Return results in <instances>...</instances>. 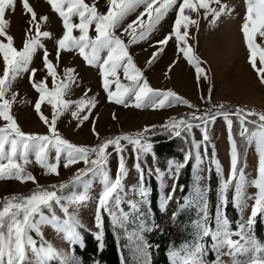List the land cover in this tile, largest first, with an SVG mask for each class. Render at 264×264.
Returning a JSON list of instances; mask_svg holds the SVG:
<instances>
[{
	"label": "snow or ice",
	"instance_id": "6c2138e0",
	"mask_svg": "<svg viewBox=\"0 0 264 264\" xmlns=\"http://www.w3.org/2000/svg\"><path fill=\"white\" fill-rule=\"evenodd\" d=\"M106 11H98V0L86 3L85 0H47L51 10L62 21V36L54 40L56 52L55 63L49 58V52L44 40L52 39L49 30H42V25L48 20L46 15H38L29 0H19L23 12L28 17L23 38V46L17 49L14 37L8 33L10 20L6 16L14 13L18 0H0V180H16L21 183L31 181L37 185L35 190L27 196L12 195L5 197L0 207V264H81L75 255V246L84 247L80 229L85 226L79 215L80 207L93 199L89 195L93 185L98 181L101 186L95 199V227L96 240L103 248V215L107 214L113 228L127 231L130 222L135 223L139 218L137 230L140 233L133 254L149 264L150 245L143 238V233L152 232L158 228L149 207V190L144 186V168L147 167L146 157L151 154L156 160L153 145L149 142V134L155 135L159 127L171 136L181 138L189 144L183 161L168 160L166 170L156 167L154 172L148 168V175L155 174L160 186V211L165 213L167 206L173 199L176 183L172 184V192L165 195L167 187L165 177L173 181L179 177L190 160L194 177L192 191L184 198L181 210L195 207L197 219L193 222L194 235L191 242H186L179 249L170 250L171 264H206L204 257L208 248L204 241L211 239V250L216 255L215 264H224L221 257L228 256L231 264H264V244L258 242L252 235V229L258 214L264 215V112L237 107L233 111L224 103L212 104L211 92L201 96L206 104L211 105L203 114L192 112L187 117L170 118L167 122L157 126H145L134 134H121L114 138L103 140L95 146H78L63 138L57 129V120L64 113L70 111L71 117L76 120L77 127L89 120L91 111L96 106L95 98H88L86 90L84 97L72 101L65 99L73 83L76 82L75 70L65 68L63 74L58 72L59 60L62 52H75L82 58L86 66L98 70L103 91L107 101L124 107L136 109L151 108L159 110L175 105H185L189 109L196 106L187 99L179 96L172 90L154 89L150 86L142 70L137 67L129 46L140 41H148L151 34L169 12L174 13V22L170 31L160 40L152 52L147 63L151 65L165 46L173 41L180 58L195 68L196 81L201 78L211 84L210 76L202 65V61L189 45V27L198 24L191 18V13L200 14L204 10L205 18L211 15V23L228 12L226 5L220 0H105ZM246 12L241 25L242 40L246 47L247 62L256 73L261 85H264V0H245ZM212 4L219 8L211 7ZM142 8L136 18L120 29L126 18ZM78 18V23L73 18ZM94 26V27H93ZM90 28L95 32L89 35ZM74 31L78 35H74ZM127 35L125 42L121 37ZM174 37V40H173ZM39 50L42 51V64L45 76L35 80L36 68L30 65L33 57ZM178 61L170 64L168 71ZM29 73L31 87L38 94L34 103V111L39 120L46 125V133H25L17 124L11 109L17 102L18 93L12 92L13 82L22 74ZM123 80L127 83L122 82ZM49 79L51 85L49 86ZM11 93V95H9ZM47 104L51 109L49 118L42 112V105ZM74 106V107H73ZM235 116L237 130L234 132ZM224 117L227 128V141L230 145V172L227 179L215 151L212 153L210 165L214 166L218 177L217 204L215 208L214 228L209 211V187H202L200 181L205 179V158L208 156L207 146L211 142L208 124L217 117ZM113 115V119H115ZM193 129H199L201 139L193 136ZM93 134L99 139L95 127ZM189 137H192L189 142ZM123 142V143H122ZM134 154V169L139 174V184L132 189L139 196V200H128L129 211H125L122 204L127 196L123 181L128 176L127 167L128 146ZM111 147L112 151H108ZM204 154H201V148ZM214 148V145H213ZM254 148L258 157L256 175L249 179L245 172L248 150ZM112 152L116 154L118 166L115 178L111 175L109 160ZM54 153V156H52ZM34 162L45 174L59 175L58 168L61 160L68 168L83 162L84 167L78 169L73 177L59 185L52 184L48 188L38 185L35 176L27 171L26 165ZM244 157V163H242ZM54 160V162H52ZM212 169L209 167L208 171ZM252 187L255 192L248 194L247 189ZM65 189H70L64 194ZM83 189V191H78ZM233 190L232 204L241 212V223L238 230L233 231L230 221L225 215L224 208L229 203L227 193ZM60 193V194H58ZM250 205V215L245 220L243 211ZM61 213L62 215H58ZM170 219H178L177 211H173ZM50 227L61 247L54 246L45 239L43 228ZM34 234V235H33ZM233 236L237 239H233ZM39 238V239H37ZM63 244L68 248L64 249ZM183 253V254H181ZM243 257V258H241Z\"/></svg>",
	"mask_w": 264,
	"mask_h": 264
},
{
	"label": "rangeland",
	"instance_id": "374dc122",
	"mask_svg": "<svg viewBox=\"0 0 264 264\" xmlns=\"http://www.w3.org/2000/svg\"><path fill=\"white\" fill-rule=\"evenodd\" d=\"M29 2L34 7L35 11H37L38 15H46L48 17V20L42 25V30H49L53 38L46 39L43 42L49 52V58L55 63L56 48L54 40L62 36V21L58 15L51 10L47 0H29ZM85 2L91 4L93 0H85ZM220 3L227 6L228 12L222 15L214 25L211 23V15L205 18L203 9L200 10L199 15L196 13L190 14L192 19L198 21V24L195 26L190 25L189 36L187 37L189 45L194 49L198 57L204 61L202 66L208 70L207 74L210 76L211 84L207 81H203L202 78L201 82L199 84L197 83L195 68L180 58L181 54L177 53L176 45L173 41H170L169 44L165 46V50L159 54V57L151 65L147 63L152 52L158 47L155 41L162 39L170 31L174 22L173 12L167 14L160 25L157 26V30L151 34L148 41L137 42L130 45L128 49L135 64L142 70L152 88L172 90L179 96L187 99L189 103L195 105V108L189 109L185 105H175L170 108L153 110L151 108L136 109L131 106L124 107L122 105H116L115 103L107 101L106 93L103 91L97 69L86 66L78 53L62 52L59 60V67L57 69L58 72L62 75L65 68H73L75 70L74 75L76 76V82L72 84L65 99H70L72 101L79 100L84 97L85 91L90 89V91L87 92V97L95 98L96 106L92 109L89 120L84 121L79 127L76 126L78 122L71 117L70 111L59 117L57 120V129L61 136L78 146H95L103 140L114 138L117 135L134 134L142 130L145 126H159L172 117L179 119L181 117H187V115L192 112L201 115L206 109L211 107V105L206 104L205 101L201 99L202 95L206 96L208 94V88L212 89V104L224 103L225 105L232 106L234 109L242 107L248 110L264 112V85L259 83L256 73L247 62L246 47L243 43L242 33L240 31L243 23V16L246 12L245 0H220ZM98 5V11H106L105 0H98ZM211 7L218 9L219 5L212 4ZM142 10L143 9L140 8L137 9L136 12L130 14L121 28L116 30V34L120 35L123 26L134 20ZM6 18L10 20V25L6 30L14 37L15 47L20 49L23 46L25 30L28 27V17L23 12L19 0L15 12L8 14ZM73 20L78 23V18L74 17ZM74 35H78V32L74 31ZM89 35H95V32L91 28ZM121 38L124 39L125 42L129 39L127 35ZM260 39L264 38L258 37V42ZM42 51L43 50H39L36 53L30 65L31 68L37 69L35 74L36 81L42 79L46 74L42 64ZM174 61L178 62L174 64L172 70L169 72L168 67L170 64H173ZM0 70H2V64H0ZM121 80L127 83V81L123 80L122 73ZM48 83L50 86V79ZM11 91L18 93L17 102L13 104L11 112L21 130L25 133L45 134L47 126L39 120L34 111V103L38 98V94L31 87L29 73L22 74L18 77L17 80L13 82ZM9 95H11V93H9ZM42 112L49 118L51 117L50 106L46 103L42 105ZM113 115H115V119H113ZM3 123V121H0V125ZM93 127H95L96 133L99 134V139L93 134ZM208 129L211 141L209 143L211 153L215 151L216 158L222 166L224 178L227 179L230 172V145L227 141V128L224 117H217L214 122H210L208 124ZM193 136L198 141L201 139L199 129H193ZM191 138L192 137L188 138L189 142ZM108 151H112L111 147ZM201 154L202 156L204 154L203 147L201 148ZM126 155L128 157L127 167L129 172L128 176L123 181L125 191L128 193L124 198V204L129 211L127 201L139 200V196L135 194L132 189L136 188L139 184L140 177L134 169L135 157L134 154L131 153L130 145L128 146ZM52 156H54V153H52ZM30 159L32 163L26 165V169L35 176L38 185L42 187L64 183L71 179L78 169L84 167L83 162H81L65 168L63 166V160H61L58 168L59 175L45 174V170L35 164L34 157ZM146 159L148 164L147 167H144L147 172L148 168H152L154 172L152 155L149 154ZM52 162H54V160ZM257 165L258 157H256L254 153V148H250L248 150L245 167V172L249 179L255 177ZM117 166L118 160L116 154L112 152V156L109 160V168L111 169L113 178H115ZM203 167L205 170L201 175L204 176L205 179L200 181L202 187L206 186V160ZM152 176L157 181L155 174ZM165 181L167 187H165L164 193L168 195L173 180L166 176ZM193 181L194 177L192 173V185ZM36 186L37 185L33 184L31 181L21 183L14 179L0 180V207H2V201L5 197H11L12 195L22 196L35 189ZM100 188L101 186L97 181L89 193L93 199L84 203L79 209L80 219L85 226L83 229L92 233L94 236H96V233L99 231L95 227L94 198L97 196ZM158 190V205H160L159 182ZM78 191H83V189H78ZM247 192L248 194H252L255 192V189L249 187ZM251 203L252 201H249V207L245 208L243 211V218L245 220L250 215ZM187 209H191L192 211L190 218L186 219L183 226L176 228L174 232L173 247L176 249L181 248L186 242H191L193 239V222L197 219V210L195 207ZM237 212L239 214L240 224L241 212L239 209H237ZM261 218L264 224V215H261ZM138 223L139 218L136 217L135 223L132 224V229H134L135 233L128 238V240H131V245L126 249L127 264H144L142 258L133 254V248L140 235L137 230ZM43 234L45 239L52 242L54 246L61 247L60 241L50 227H44ZM63 248L67 249L68 245L63 244ZM208 250L212 251L211 244ZM213 254L215 255L214 252ZM221 259L224 264H231L230 257L223 256ZM215 260L210 264H215ZM177 264H180L179 259L177 260Z\"/></svg>",
	"mask_w": 264,
	"mask_h": 264
},
{
	"label": "trees",
	"instance_id": "16d2710c",
	"mask_svg": "<svg viewBox=\"0 0 264 264\" xmlns=\"http://www.w3.org/2000/svg\"><path fill=\"white\" fill-rule=\"evenodd\" d=\"M229 107L233 111L235 110L232 106ZM230 118L234 121L235 132L237 130V126L235 124L236 118L234 116H230ZM154 131L156 133L155 135L149 134V142L153 145V152L156 157V160L153 161L154 169L156 167H159L161 170H166L167 162L170 159L182 162L185 152L189 149V144H186L181 138L171 136L169 133L164 132L159 127H157ZM207 152L208 156L207 158H205L207 163L206 186L209 187V211L210 215L213 218L211 226L214 227L215 208L217 204L218 177L216 176L214 166L210 165L212 153L209 144L207 146ZM243 160L244 157H242V163ZM192 163L193 161L190 160L187 166L181 170L179 177L176 178L175 181H173V183H176V190L173 194V199L169 202L166 212L161 213L158 205V182L152 175H148L144 164L141 162V166L144 168V186L149 190V207L154 216L155 222L158 225V228L156 230L150 233H143V238L150 245V248L148 249L150 254L149 264H171L169 252L174 248V232L176 228L182 227L184 221L186 219H189L192 214L191 209L188 210L186 207L181 210L180 208V206L184 203V198L188 196L192 191ZM209 167H211L212 169L210 172L208 171ZM44 188H48V186H44ZM34 190L35 189L22 196L30 195ZM69 191L70 189H65L64 194H68ZM170 192H172V187L170 189ZM232 194L233 190H230L227 193L229 203L225 206L224 212L230 221V227L232 228V230L237 231L239 224V214L236 207L231 202ZM122 207L125 211H128V208L124 203L122 204ZM173 211H177L178 214V219L176 221H172L170 219ZM58 215L62 214L58 211ZM102 215L103 248L101 249L99 247L100 242L96 240L95 236L92 233L84 229H80L84 241V247L81 248L79 246H75L76 257L81 261V264H127L126 249H128V247L131 245V240H128V238L133 233H135L134 229H132L133 222H131L130 219V222L127 225V231H124L120 228L114 229L108 215L106 213ZM252 235L258 242L264 244V224L262 222L260 214H258L256 217V221L252 229ZM233 239H237V237L233 236ZM204 243L209 249V246L211 244L210 239L206 238ZM215 257L216 256L213 254V252L208 250V254L204 257L206 264L212 263L215 260Z\"/></svg>",
	"mask_w": 264,
	"mask_h": 264
}]
</instances>
